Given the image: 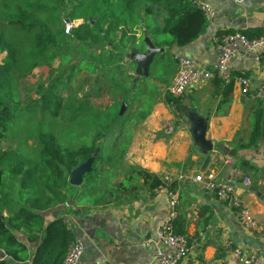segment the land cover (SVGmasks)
Returning a JSON list of instances; mask_svg holds the SVG:
<instances>
[{"label":"trees","instance_id":"obj_1","mask_svg":"<svg viewBox=\"0 0 264 264\" xmlns=\"http://www.w3.org/2000/svg\"><path fill=\"white\" fill-rule=\"evenodd\" d=\"M69 9L79 13L78 19L86 23L66 35L60 26L65 16L74 17L68 14ZM209 23L193 0H55L51 6L45 0H0V143L9 137V129L28 108L55 116L68 104L65 111L83 117L98 111L99 106L91 104L92 98L105 96L111 102L105 114L99 111L102 116L92 124L85 145L65 147L47 129L39 134L38 154L28 156L13 147L0 149V251L9 258L0 259V264H62L75 237L64 218L57 215L47 222L46 214L66 209L73 196L107 205L116 193L132 191L129 187L136 176L150 190L165 187L163 180L141 168H132L124 182L112 185L114 169L109 166L101 174L100 166L108 162L119 169L126 161L132 139L131 124L145 119L155 104V92L145 93L133 108L141 82L152 77L150 69L142 79L135 71L137 60L147 52L145 32L155 48L169 52L172 47L196 42L206 33ZM10 28L25 32L30 42L29 58L39 62L40 67L50 68L48 85L36 89L38 100L22 96L19 91L17 82L27 77L29 70L21 66L20 52L6 35ZM237 32L250 40L264 38L263 28ZM237 32H219L218 40L221 43L227 35ZM84 70L89 80L83 81L90 89L83 92V98L75 93L70 97L72 102L59 100V87H67L73 76ZM235 79L232 75L227 89L231 90ZM165 101L175 108V115L182 116V98L167 92ZM124 103L127 111L122 114ZM261 140L264 115L259 108L250 138L240 148L255 149ZM90 160L92 170L84 175L83 188L77 190L70 184L71 174ZM241 164L251 167L248 161ZM103 178L108 181V190L93 198L87 192L88 185L94 184L91 189H95ZM169 188L176 190L178 185L174 182ZM186 227V216L178 215L175 233L187 236Z\"/></svg>","mask_w":264,"mask_h":264},{"label":"crops","instance_id":"obj_2","mask_svg":"<svg viewBox=\"0 0 264 264\" xmlns=\"http://www.w3.org/2000/svg\"><path fill=\"white\" fill-rule=\"evenodd\" d=\"M193 1L212 5L216 17L206 33L191 45L175 46L169 52L159 48L163 53L149 68L152 77L141 82L133 108H137L145 93L155 92V104L145 119L131 124L133 135L126 161L118 169L123 176L117 181L124 182L132 168L146 170L161 180L166 176L175 179L180 193L177 211L186 216L190 244L188 257L179 264H228L229 246L241 248L247 254L257 253L264 264V140L255 149L240 148L250 138L255 112L262 108L264 115V99H244L237 80L244 73L254 88L264 85V51L258 61L254 57L231 61L230 69L236 77L231 90L217 76L204 86L189 90L182 98V121L176 120L165 101L178 70L173 57H189L198 66L215 72L219 60L218 33L264 29V0ZM145 76L142 71L140 79ZM189 111L206 120V137L213 143V151L204 153L194 144L187 119ZM167 123L174 124L171 134L165 131ZM219 146L235 150V157H229ZM241 161H248L251 167H242ZM232 168H239L243 173L239 182L249 185V189L239 190L259 225L255 232L246 229L225 202L194 180L212 170L218 182H225ZM245 179L249 183H244ZM82 184L75 186L77 190L83 188ZM129 188L133 190L116 193L107 205L73 196L66 209L46 214L47 222L57 215L64 218L75 241L84 245L79 264H151L156 249L147 241L156 238L167 215L168 196L164 190H150L138 176ZM91 196L97 199L96 194Z\"/></svg>","mask_w":264,"mask_h":264},{"label":"built area","instance_id":"obj_3","mask_svg":"<svg viewBox=\"0 0 264 264\" xmlns=\"http://www.w3.org/2000/svg\"><path fill=\"white\" fill-rule=\"evenodd\" d=\"M194 4L203 11L206 19L211 22L216 17V11L212 5L194 1ZM84 19L65 20L64 33L70 35L76 28L84 25ZM219 60L216 65L215 72L208 71L198 66L195 61L189 57L175 55L173 60L178 66L177 74L170 86L168 92L176 98H183L186 93L197 87L207 84L213 77L217 76L223 83L228 84L232 79L230 63L233 59H247L254 57L260 60L264 51V38L258 40H250L242 33H234L227 35L218 46ZM240 85V92L246 100H262L264 99V85L254 88L248 77L241 73L237 78ZM170 108L175 111L173 106ZM177 121H182L181 115H175ZM165 131L169 134L175 131L173 123L165 125ZM228 163V160L225 161ZM243 173L239 168H232L229 171L228 179L225 182H218L214 171L209 170L195 177V181L201 183L207 191L216 195V197L225 202L232 209L238 221L249 231L255 232L259 230L257 220L251 209L244 202L240 190L235 186V181H240ZM175 179L172 176H166L163 179L165 187L157 190H164L168 196V212L157 231L154 240H148L155 246V255L151 264H179L185 260L190 253L189 239L185 235L175 233L174 221L178 216V206L180 204L179 190L169 188ZM244 183H249V179H245ZM84 245L78 241L73 242L66 254L62 264H79L84 254ZM228 264H262L257 253L247 254L243 249L238 247H228L227 251Z\"/></svg>","mask_w":264,"mask_h":264},{"label":"rangeland","instance_id":"obj_4","mask_svg":"<svg viewBox=\"0 0 264 264\" xmlns=\"http://www.w3.org/2000/svg\"><path fill=\"white\" fill-rule=\"evenodd\" d=\"M54 2L55 0H45V4L48 6H51ZM67 12L68 14L71 13L72 16L74 15L72 19H78L81 16L79 13L73 14L72 9L67 10ZM47 14L48 12H45V16ZM67 17L65 16V20H69ZM62 26L64 27V25H61L60 28H62ZM6 35L8 38L11 37L20 52L21 66L24 69L29 70L27 77L20 78V80L17 82L19 91L22 96H29V99L33 98L38 100L39 93L36 92V89L40 85H44L43 87L46 88L50 80V68L46 66L40 67L39 62L29 58L28 52L30 48V42L25 32L10 28L9 33ZM58 63L59 61L56 60L55 67L58 66ZM31 69L32 71H30ZM83 79L89 80V75L85 70L80 74L78 73L74 75L67 87L60 86L58 90L59 100L72 102L74 99L70 97L75 93H78L76 95L78 98H83V92H86L90 89L88 84L85 83ZM103 98H92L91 104L98 105V111H91V113L88 112L87 115L83 117H74L71 115V111H65V106L68 104H64L63 107L58 110V114L55 116L50 114V112L45 113L41 109L34 111L32 107L28 108V110H25V113L13 123L12 127L9 129V137L0 143V149H4V147H13L14 149L28 156L38 154L39 134L40 132H44L47 129L52 131L57 137L58 141L65 147L85 145L89 142L88 138L91 136L92 124L96 123L99 115H101L100 113L105 114L108 111L107 106H110L111 102L109 98L105 96ZM109 166H112L114 169V171H112L114 172L113 185H115L118 183L117 179L123 176V174L119 173L117 164H109L108 162L100 166L102 172L101 174H103L104 169L110 168ZM103 180L102 182H98V184L95 186V189H91L93 187L92 185L94 184L90 183L88 185L87 192H89V194L93 193L99 196L100 194L104 193V191H107L108 181H105L104 178Z\"/></svg>","mask_w":264,"mask_h":264},{"label":"water","instance_id":"obj_5","mask_svg":"<svg viewBox=\"0 0 264 264\" xmlns=\"http://www.w3.org/2000/svg\"><path fill=\"white\" fill-rule=\"evenodd\" d=\"M144 41L146 44V53L143 54L136 63V73L141 75L142 71L146 72L155 64L158 56L163 53V49L155 48L148 37L147 32H145ZM127 110V104L124 103L121 109V113L124 114ZM187 119L191 125V132L194 140V144L199 147L204 153H209L213 151L214 145L206 137L207 133V122L206 120L194 111L187 112ZM263 143V141H261ZM219 150H223L227 153L229 157L234 158L236 155L235 150L229 149L225 146H219ZM99 149L96 150L95 156H97ZM92 170V160L82 164L77 169L73 171L70 177V184L73 186H80L83 183L84 175ZM235 186L239 189L247 190L249 185L243 184L242 182L235 181ZM0 259H9L4 251H0Z\"/></svg>","mask_w":264,"mask_h":264}]
</instances>
